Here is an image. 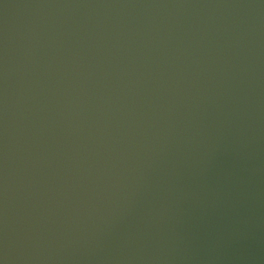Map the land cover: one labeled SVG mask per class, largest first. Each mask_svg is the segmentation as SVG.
Returning a JSON list of instances; mask_svg holds the SVG:
<instances>
[{"label": "water", "instance_id": "95a60500", "mask_svg": "<svg viewBox=\"0 0 264 264\" xmlns=\"http://www.w3.org/2000/svg\"><path fill=\"white\" fill-rule=\"evenodd\" d=\"M0 264H264V0H0Z\"/></svg>", "mask_w": 264, "mask_h": 264}]
</instances>
